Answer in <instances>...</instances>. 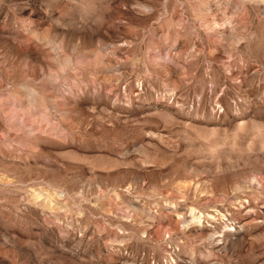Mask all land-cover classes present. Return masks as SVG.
Wrapping results in <instances>:
<instances>
[{
    "label": "rangeland",
    "instance_id": "rangeland-1",
    "mask_svg": "<svg viewBox=\"0 0 264 264\" xmlns=\"http://www.w3.org/2000/svg\"><path fill=\"white\" fill-rule=\"evenodd\" d=\"M0 264H264V0H0Z\"/></svg>",
    "mask_w": 264,
    "mask_h": 264
}]
</instances>
